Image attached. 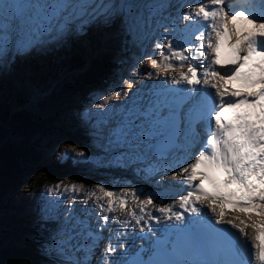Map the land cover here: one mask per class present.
<instances>
[{
  "label": "snow or ice",
  "instance_id": "1",
  "mask_svg": "<svg viewBox=\"0 0 264 264\" xmlns=\"http://www.w3.org/2000/svg\"><path fill=\"white\" fill-rule=\"evenodd\" d=\"M157 7L140 0H0V57L114 17L131 35L150 25ZM184 19L191 32L167 43L158 40L153 48L160 50L159 59L146 57L157 77L164 72L171 73V79H160L117 117L101 123L122 156L141 163L153 160L141 169L149 175L172 170L184 194L172 204H161L154 203L157 197L151 193L140 199L141 190L122 189L120 211L145 225L139 238L147 246L135 254H130L123 232L103 235L109 220H117L109 215L116 209L107 185H96L103 193L92 202L99 211L87 216L75 214L73 196L62 224L47 241L55 246L61 264H93L94 257L95 264H264V15L254 16L243 5L234 8L227 0H212L211 8L200 0L194 14L190 9ZM212 32L214 39L208 38L205 47L206 33ZM185 64L187 70L182 71ZM116 95L104 96L95 109L106 110ZM65 190L78 191L76 185ZM129 193L138 210L127 208ZM177 205L183 211L176 210ZM227 209H239L246 219L229 218ZM93 215L96 222L90 219ZM123 224L127 227L128 221ZM249 226L255 229L251 241ZM101 240L106 242L97 256Z\"/></svg>",
  "mask_w": 264,
  "mask_h": 264
},
{
  "label": "rangeland",
  "instance_id": "2",
  "mask_svg": "<svg viewBox=\"0 0 264 264\" xmlns=\"http://www.w3.org/2000/svg\"><path fill=\"white\" fill-rule=\"evenodd\" d=\"M173 1L140 0L141 3L147 2L156 5L162 2V7L166 9L172 6ZM117 2H120V0H117ZM157 10H160V6L157 7ZM162 15L155 12L149 26H140L131 35L125 31L121 19L114 17L109 23L100 21L85 23L82 29L73 30L63 37L38 45L21 54L10 53L0 57V102L5 96L12 95L21 87L28 85L29 76L32 74V69L36 66L46 68L45 65L48 62H52V64H55L54 66L59 67V65L67 60V56L61 53L64 49L63 47L69 49L70 41L85 46V42L91 38L92 32L96 36L94 40L98 44L95 47V55L114 50V60L119 66V71H117L121 76L119 87L116 90L109 88V86L108 88L107 86H100L84 97L76 98L73 107L64 111V114L68 113L69 116V119L67 116L68 124L56 121L52 122L51 128L55 130V136L54 141L50 145L45 144V140H39L38 150L45 160L40 161L32 168L31 173L24 179L25 183L14 190L12 197L9 199L11 204H17L21 207L24 216L29 215L33 217L34 213L37 212L39 214L36 216V219L44 222V220L50 218L53 208H55L57 211L56 216L53 214L55 222L57 226L58 224H62L64 213L74 196L72 192L65 190L67 186L71 185H76L78 189L75 192L77 193L74 201L75 214L85 212L87 215L92 209L99 211V208L92 203L97 200V197L103 196V193L99 192L96 185H107L109 190L114 192L116 205H119V198L123 195L122 189H137V186L139 189L141 187L140 181L143 176L139 174L137 167L131 168V166H128V170L120 168V163L125 162L128 164L129 162L121 155V149L109 143L108 137L101 127L102 122L109 121L112 113H116L114 110H110L109 105L114 104L117 106L115 102L119 100L118 96L112 97L106 110L97 111L95 105L101 103L104 96H111L113 92H117V94L124 92L125 88H128V84L134 80V72L149 64L145 51L154 49L153 45L157 43V39L160 37L156 40L153 39L154 30L152 28L157 30L158 35L161 34V29L168 28V25L164 21L165 16L162 18ZM155 51L156 49H154ZM56 73L54 77L48 78L49 80L45 88L32 90L33 98H40L49 94L54 83L72 74V72L66 73L60 68H57ZM55 77L58 78V81H54ZM122 103H124V100L120 104ZM75 119L83 124L81 128L89 136L90 143L80 145L76 136L73 135H83L74 130L72 123L75 122ZM81 152L83 155H77V153ZM106 154H115L116 156H110L107 160L102 159V156ZM52 161L58 164V166H53V169L61 174L60 178L64 181L50 184L45 178H42L43 173L47 169L49 170L46 164ZM88 164H90L89 169H86ZM119 172H122V175H119L121 178L123 173L125 175L123 176V181L114 177ZM40 178L44 181H41ZM78 178L82 179V184L78 181ZM132 180L138 182L137 186ZM57 184L61 185L59 189L55 188ZM85 198L88 200L87 205L84 204ZM106 200L107 198L105 197L104 202ZM90 218H92L91 221L93 222L97 220V217H94V215ZM56 229L53 235L56 234ZM104 237L107 236L104 234ZM50 250L53 251L52 248Z\"/></svg>",
  "mask_w": 264,
  "mask_h": 264
},
{
  "label": "trees",
  "instance_id": "3",
  "mask_svg": "<svg viewBox=\"0 0 264 264\" xmlns=\"http://www.w3.org/2000/svg\"><path fill=\"white\" fill-rule=\"evenodd\" d=\"M95 37L92 32L85 46L70 41L69 49L63 47L61 52L67 56L65 62L59 67L52 62H48L46 68L36 66L28 85L0 102V264H58L55 251L48 253L46 247L55 227L56 209L53 208L49 219L41 222L36 219L39 213L35 212L33 217L24 216L21 207L11 204L9 199L14 190L25 183L32 168L45 160L38 150V142L42 139L50 145L54 141L52 122L68 124V113L65 115L64 111L73 107L76 98H82L92 90L100 86L118 89L121 76L114 50L95 55L98 45ZM57 68L72 74L60 81L55 77L54 81L58 82L49 94L33 98L32 90L45 88L48 78L57 74ZM74 121V130L83 134H73L79 144L90 143L89 136L81 128L83 124L77 119ZM54 162L46 164L49 170L42 177L50 184L64 181L53 169L58 166ZM78 179L82 184V179Z\"/></svg>",
  "mask_w": 264,
  "mask_h": 264
},
{
  "label": "bare ground",
  "instance_id": "4",
  "mask_svg": "<svg viewBox=\"0 0 264 264\" xmlns=\"http://www.w3.org/2000/svg\"><path fill=\"white\" fill-rule=\"evenodd\" d=\"M169 11H170V8H168V10H167V12L165 14V19L168 17L167 15L169 14ZM174 12H176V11H174ZM152 30H154L153 39L156 40L158 38L155 35V32L157 30L155 28H152ZM161 31L162 32H161L160 36L162 38L159 37L160 39H158L160 41L164 40L165 39V35H166L165 28L164 29H161ZM163 32H164V34H163ZM19 54H21V53H19ZM19 54H17V55L19 56ZM150 55H152L151 58H155V54L154 53H150ZM150 73H152V72H150ZM170 79H171V75H170ZM202 79H203V77H202ZM117 96H118L119 100H117V98H116L117 102H115L116 100L114 102L117 103L118 106H125L126 105L125 103L120 104L122 102V100H123L122 97H121L122 94L118 93ZM114 106H115L114 104H110L109 105L110 109L113 108ZM121 112L122 111H120V113ZM120 113L119 112L118 113H112L110 120H112L115 117H117ZM123 158H125L128 162H135V161H137V160L134 159V157L128 156V155L123 156ZM149 162L151 164V163H153V160L149 159ZM180 167H185V166H180ZM120 168L122 170H128V166H127V164L125 162L124 163L123 162L120 163ZM145 168H146V165H145ZM177 170L179 171V168H177L176 171ZM158 173L161 176V184H162V187H165V191L163 189H157L156 190V188L154 187V185H152V183L149 182L151 184V188H152L151 191L152 192L149 190V188H145L142 192H148V193H151L153 196L157 197V201H154V203L155 202H159L161 204H172L173 201H177L179 199V195L182 194L181 192H179V184L178 183L172 184L169 181V172H168V170H166V172L161 171V172H158ZM140 199H143V198L140 197ZM131 207L132 208H137V210H138V202L129 193L128 196H127V208H131ZM115 209L116 210L114 212L110 213L112 216L113 215L114 216H117V220L114 222L115 229H117V230H119V231H121V232H123L125 234L126 239H127V244H131V243L135 244L137 242V239L135 238L134 235H130V232H131V230L134 227H136L138 229V231H140V228L145 226L144 225V222L141 221L140 224H136V221L134 219H132L131 217L127 216V212L126 211H120L119 205H116L115 204ZM176 209H178V205L176 206ZM153 214L154 215H157V216L160 215L159 213H155V212ZM237 215H239L241 219H246V215L244 213H242V212H236V211H232L231 213H229V218H232L233 216H237ZM124 220H127L128 221V226L127 227H124V224H123L122 227L119 228L117 226L118 223L119 222H122L123 223ZM153 223L155 225L157 222L156 221H153ZM247 223L249 225H251L252 221H247ZM247 229H249L250 232H254L255 231V229L252 228L251 226H249ZM253 236H251L250 238H252ZM100 244H101V242H100Z\"/></svg>",
  "mask_w": 264,
  "mask_h": 264
}]
</instances>
